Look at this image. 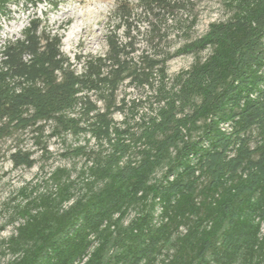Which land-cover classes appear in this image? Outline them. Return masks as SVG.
<instances>
[{
    "label": "trees",
    "instance_id": "trees-1",
    "mask_svg": "<svg viewBox=\"0 0 264 264\" xmlns=\"http://www.w3.org/2000/svg\"><path fill=\"white\" fill-rule=\"evenodd\" d=\"M13 3L0 0V19ZM192 4L117 0L107 52L84 58L81 71L48 13L0 47V142L32 129L47 152L50 127L51 138L99 144L70 152L86 158L81 192L58 168L53 189L24 195L6 264H264V0H228L230 18L172 51L173 33L196 26L182 17ZM183 55L197 58L170 78L168 62ZM124 84L149 103L134 124L143 103L119 99ZM11 159L36 163L22 150Z\"/></svg>",
    "mask_w": 264,
    "mask_h": 264
},
{
    "label": "rangeland",
    "instance_id": "rangeland-1",
    "mask_svg": "<svg viewBox=\"0 0 264 264\" xmlns=\"http://www.w3.org/2000/svg\"><path fill=\"white\" fill-rule=\"evenodd\" d=\"M16 1L19 3H13L10 6L11 15L0 19L3 29L1 35L7 37L5 39L1 36L0 44L4 40L11 39V35H20L23 28L29 25L34 14L44 17V14L48 13V27L53 33L63 37L62 52L70 57L77 71L82 70L84 58L87 56H104L107 52L106 36L110 28H113L110 15L117 0H64L57 10H51L46 3H40L37 9H34L30 5L28 7L23 5V0ZM128 1L133 4L138 2V0ZM227 2L228 0H192V6H189V10H186L182 17L188 22L195 18L196 26L188 34L174 32L169 40L171 50L174 51L187 42L188 35L191 39H196L206 33L209 24L230 18L231 11ZM145 28L146 26L143 25L142 30ZM119 33L122 34V31ZM143 39L139 44L141 47L145 45ZM208 55L209 51H205L199 57L205 59ZM196 58L195 55L173 58L168 62L169 77L174 78L180 72L189 69ZM143 94L127 84H124L119 91V99H125L129 106L132 105V101L143 103L141 107H138L136 119L132 121L129 118L130 124L136 123L143 113L149 112V103L144 104L147 99ZM95 98L93 97V100ZM127 114L131 115L130 112ZM114 119L121 127L126 126L123 122L124 115L116 114ZM50 133L51 129L47 127L43 137V144H47V152H44L41 145L37 143L34 138L37 134L32 129L14 132L0 142V264H6L13 258L3 242L15 233V227L20 222H14V220L17 217L18 205L26 203L24 195L32 191L38 193L53 189L50 176L58 168L67 169L70 172V180L76 183L77 191L81 192L84 185L81 171L86 165V158L75 156L70 152L80 146H87L92 150L99 148L97 141L89 135L65 134L51 138ZM18 150L33 153L36 163L32 168L14 167L11 155ZM160 175L161 172L157 174V177ZM133 215L132 211L131 216Z\"/></svg>",
    "mask_w": 264,
    "mask_h": 264
},
{
    "label": "built area",
    "instance_id": "built-area-1",
    "mask_svg": "<svg viewBox=\"0 0 264 264\" xmlns=\"http://www.w3.org/2000/svg\"><path fill=\"white\" fill-rule=\"evenodd\" d=\"M3 21H5V20H3ZM2 22L0 21V37L2 36L3 37V35H1V33H3L2 31H3V29H2ZM13 36V37H12ZM16 35H11V39H16L17 38V36L19 37V35H17L16 37H15ZM3 38H5V39H7V37L6 36H4ZM7 41V40H6ZM5 40H4V42L3 43H1L0 44V47L1 46H3L4 44H5V42H6Z\"/></svg>",
    "mask_w": 264,
    "mask_h": 264
}]
</instances>
